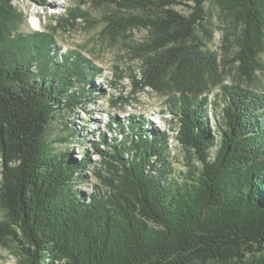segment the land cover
<instances>
[{
  "label": "trees",
  "instance_id": "16d2710c",
  "mask_svg": "<svg viewBox=\"0 0 264 264\" xmlns=\"http://www.w3.org/2000/svg\"><path fill=\"white\" fill-rule=\"evenodd\" d=\"M13 1L0 0V242H17L27 264H264V91L219 78L217 54L197 32L206 27V0H88L140 12L110 13L111 29L151 28L132 47L140 62L133 94L151 88L167 97L178 140L199 162H188L186 181L173 180L167 135L143 131L133 116L129 131L116 122L124 133L113 145L104 135L91 144L109 190L88 196L74 184L94 161L89 151L80 160L53 153L47 134L59 112L84 109L100 92V69L75 50L60 52L52 33L20 32ZM231 1L240 15L235 62L253 77L264 53V7ZM67 16L74 23L89 14L77 7ZM210 105L222 106L219 140L204 122Z\"/></svg>",
  "mask_w": 264,
  "mask_h": 264
},
{
  "label": "rangeland",
  "instance_id": "374dc122",
  "mask_svg": "<svg viewBox=\"0 0 264 264\" xmlns=\"http://www.w3.org/2000/svg\"><path fill=\"white\" fill-rule=\"evenodd\" d=\"M264 7V0H261ZM40 5L31 0H14L13 6L18 12V30L21 32L44 31L52 33L60 52L75 50L89 58L100 69L94 78L97 91L92 92L84 109L62 111L51 124L47 139L51 143L53 153L70 151L74 160H80L83 150H88L94 160L88 169L77 175L75 189L86 196L99 190L106 195L109 188L100 179L97 171L106 172V163L98 153L93 152L91 144L104 135L106 142L113 145L116 138H123L124 131L116 122L131 130L128 120L138 117L143 122V131H160L168 137L166 159L170 166V177L179 183L186 181L188 162L192 159L196 166L199 162L191 158L189 152L178 140L179 122L173 108L167 104V97L151 88L133 94V82L130 78L134 72L139 73L140 62L132 49L133 45L148 41L152 36L151 28L140 23L124 22L121 28L111 29L105 21L110 13L123 17L140 13L117 11L112 6H93L88 0H46ZM81 8L89 16L73 18L67 21L71 8ZM206 27H199L197 32L206 48L217 54L220 71L219 78L228 84H240L257 91H264V53L257 58L258 69L253 77L241 74L234 55L237 51L238 30L240 23L239 8L231 0H206ZM175 9L188 14L185 5ZM40 19L41 26L35 27L32 17ZM73 23L74 25H70ZM124 73L123 77H119ZM219 87L210 94L214 101ZM209 133L219 140L222 130V106H209L204 119ZM113 126V128L110 127ZM68 142L64 141V136ZM2 164L0 163V179ZM81 182V183H80ZM4 209L0 202V218ZM17 242L6 239L0 242V264H27L16 249Z\"/></svg>",
  "mask_w": 264,
  "mask_h": 264
},
{
  "label": "bare ground",
  "instance_id": "6f19581e",
  "mask_svg": "<svg viewBox=\"0 0 264 264\" xmlns=\"http://www.w3.org/2000/svg\"><path fill=\"white\" fill-rule=\"evenodd\" d=\"M32 23H33L34 28L41 26L40 19L36 16L32 17Z\"/></svg>",
  "mask_w": 264,
  "mask_h": 264
}]
</instances>
